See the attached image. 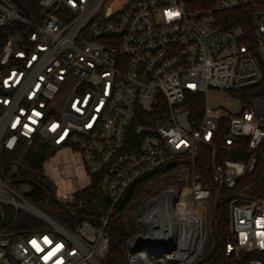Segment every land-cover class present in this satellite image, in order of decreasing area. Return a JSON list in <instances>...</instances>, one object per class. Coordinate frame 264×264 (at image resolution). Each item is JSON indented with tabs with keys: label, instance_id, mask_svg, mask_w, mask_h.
<instances>
[{
	"label": "built area",
	"instance_id": "1",
	"mask_svg": "<svg viewBox=\"0 0 264 264\" xmlns=\"http://www.w3.org/2000/svg\"><path fill=\"white\" fill-rule=\"evenodd\" d=\"M263 80L264 0H0V161L37 138L71 148L89 181L71 162L75 191L55 199L82 206L94 178L107 199L70 228L0 167V264H101L116 205L141 186L119 264H196L221 205L225 254L264 264V198L238 187L264 178ZM210 89L237 104H208Z\"/></svg>",
	"mask_w": 264,
	"mask_h": 264
},
{
	"label": "trees",
	"instance_id": "2",
	"mask_svg": "<svg viewBox=\"0 0 264 264\" xmlns=\"http://www.w3.org/2000/svg\"><path fill=\"white\" fill-rule=\"evenodd\" d=\"M258 91L264 95V80L258 86ZM242 100H246V94L237 93ZM202 106V95L198 93L187 94L183 103L184 107L196 113L195 106ZM162 104L154 108V112H159ZM160 120L156 116L154 121ZM0 161V167L6 174L9 169H13L12 179L16 183H28L30 192L28 198L41 209L51 214L57 220L73 228L82 218L91 220L98 216V209H103L107 204L106 197L99 189L96 178L77 194V201L82 202V206L71 205L58 201L54 198V186L43 170L44 162L53 154L45 142L34 139L30 143L21 142L12 151L4 150ZM238 187L247 186L243 193L248 197L264 198V178H259L257 170L254 169L247 175L240 178ZM127 199L116 205L114 213L111 215L106 230L109 235L108 252L101 259V264H119L125 257V239L132 233L134 222L132 218L122 219L123 207ZM75 212V215H72ZM228 241V223L226 209L223 205L218 209L215 216V223L212 229V239L208 242L207 252L196 264H245L246 260L252 256L250 252L239 251L237 256L234 253L225 254V243Z\"/></svg>",
	"mask_w": 264,
	"mask_h": 264
},
{
	"label": "rangeland",
	"instance_id": "3",
	"mask_svg": "<svg viewBox=\"0 0 264 264\" xmlns=\"http://www.w3.org/2000/svg\"><path fill=\"white\" fill-rule=\"evenodd\" d=\"M206 100L210 105L213 104L216 106H221L223 108H230L233 105L237 104L232 97V94L216 89H210L206 92ZM71 162H73L75 166L77 174L75 180L77 182V185H86L89 181V177L84 169L81 155L71 148L63 147L61 149L53 150V154L43 164L44 173L50 179L54 186V198H57L59 200H62L63 195H69L75 191V185L73 184L72 178L73 168ZM60 164L63 165L66 178H62V176L60 175ZM13 171L14 170L11 168L6 174L11 176L13 174ZM150 189H152V186H148L147 189H144L143 186L138 188L133 202L122 214L123 220L132 218L135 226V221L139 214V207L141 202L140 198L145 195Z\"/></svg>",
	"mask_w": 264,
	"mask_h": 264
}]
</instances>
